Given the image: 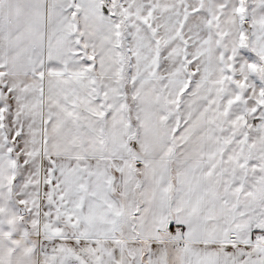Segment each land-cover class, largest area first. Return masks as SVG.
<instances>
[{
    "label": "snow or ice",
    "instance_id": "snow-or-ice-1",
    "mask_svg": "<svg viewBox=\"0 0 264 264\" xmlns=\"http://www.w3.org/2000/svg\"><path fill=\"white\" fill-rule=\"evenodd\" d=\"M0 264H264V0H0Z\"/></svg>",
    "mask_w": 264,
    "mask_h": 264
}]
</instances>
